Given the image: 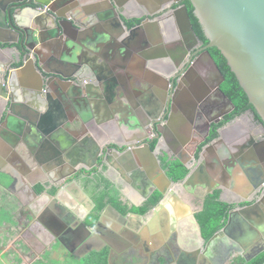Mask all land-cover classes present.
<instances>
[{
	"label": "flooded vegetation",
	"instance_id": "obj_1",
	"mask_svg": "<svg viewBox=\"0 0 264 264\" xmlns=\"http://www.w3.org/2000/svg\"><path fill=\"white\" fill-rule=\"evenodd\" d=\"M28 1L18 0L19 4L24 3L18 8L21 21H26L34 11V8L27 4ZM117 1L120 2L121 17L125 24L134 29L131 33L126 34L127 30L121 26L117 16L108 12L110 9L105 0H52L50 6L60 15H71L78 23L88 24L85 28L87 33L91 31L93 34H99L108 31L118 42L119 46L112 50L116 53L118 65L128 73L119 75L122 86L119 90L122 93H118L114 100L106 97L96 102H90V99L84 102L80 99L76 105L80 108L83 104L81 107L85 106V109L83 108L82 116L75 120L93 112V116L99 119L100 123L109 122L111 127V123L117 127H128L127 134L124 129L119 132L115 127L109 131L103 130L101 134L91 135L90 139L95 138L91 139L94 143L92 160L69 167L55 166L50 160L55 153L52 151L53 145L48 146L49 139L42 142V145L46 146L45 151H39V132L32 127L36 121L33 110L35 107L17 104L9 112L10 105L6 101L8 97L6 92L0 89V130L15 129L14 132L24 138V142L20 141L14 148H4L0 145V219L2 216H12L9 223L0 222V253L2 257L9 258L10 264H53L56 261L58 264H99L104 257L106 264H231L237 257L247 254L246 240L242 242L237 235V243L229 245V250L224 251L222 256H212V259L204 253L202 255L196 252L203 242L193 223V217L202 209L210 187L220 182L216 174L207 172L208 179L196 171L197 177L191 181H183L184 178L174 180L168 175L163 164L164 156L177 159L180 154L182 158L189 159L191 167L197 170L201 164L199 159L202 153H206L209 159H214L215 163L227 164L228 157L233 152L234 155L238 152V159L243 163L253 161L251 152L240 154L244 147L246 149L245 142L233 143V149L229 148V138L225 136L223 129L230 121L225 119L235 107H232L218 89L210 88L220 77L203 70L201 62L205 59L204 46L209 41L202 39L195 29L194 32L188 30L182 14L176 11L175 8L179 5L186 4L185 0H168L166 5L163 3L165 0ZM104 12H107V16L101 18ZM149 13H154L150 16L154 18L150 22ZM65 25L68 28L71 26L67 22ZM142 48L145 50V58L139 64L137 56L142 54ZM210 48L212 47L207 49L211 52ZM48 49L47 43L35 48L45 70L50 71ZM16 52L13 48L0 49V56L6 63L17 62L13 63V68H16L21 85H34L40 77L33 72L32 58L28 59L27 65L22 68L21 63H18L19 59L15 58ZM190 69L195 70V75L192 72L187 75ZM158 71L164 72V75L171 78V82L161 78L163 75H159ZM190 75L192 82L189 83L192 88L210 90L200 100L201 107L196 111L192 124L195 134L186 145L187 155H183L182 152L175 153L172 139H169L172 145L166 144L167 139L163 138L164 127H161L160 134L154 123L157 120L161 124L166 122L171 111L168 108L169 100L176 102L179 85ZM124 79L126 82L122 81ZM173 79L175 81L172 83ZM49 82L51 84L47 96H51L53 102H56L55 106L61 110L62 116L74 119L68 113L65 114L66 102H63L56 88L59 82L55 79ZM132 83L137 85L135 92H131ZM226 95L228 96L227 93ZM6 109L10 113L8 121H5ZM246 113L251 116V125H261L251 109L233 118ZM19 114L24 118L19 117ZM135 114L143 120L150 117L146 120L147 124L133 126L129 118ZM188 116L189 111L185 114V117ZM94 119H88V125L72 131L77 135L84 131L89 134L88 128H92ZM223 121L225 123L221 124ZM217 124H221L218 134L222 132V141L214 144L213 141L219 135L209 141L207 139ZM43 126L50 130V118ZM177 141L181 142L182 138H177ZM145 142L150 143L156 157L139 149ZM154 142L155 146L152 147ZM211 143L213 148L208 150L205 146ZM225 148L229 151L227 155L224 154ZM114 149L130 155L127 160L121 159V155ZM212 150L219 156L212 157ZM214 161L211 162V167ZM252 169L248 167L250 173L254 172ZM163 172L170 179V183L164 178ZM6 181L8 186L4 187L2 182ZM222 181L224 182V178ZM106 182L110 183V188ZM146 187L150 192L148 197L143 194ZM106 189H109L112 195L119 194L121 206L117 207L110 201L99 211L97 199ZM232 192H224L225 195L222 192L220 198L224 201H234L230 203H236L235 207L253 203L261 194V191L249 190L243 194ZM157 193L161 195L160 199L148 211L141 213L133 209L134 206H145ZM54 198L63 202L62 207L55 204ZM111 205L115 206L124 218L112 211L107 214L104 227L93 231L92 227L101 213ZM158 206L159 226L155 221L144 226L130 220L134 213L153 214V209ZM97 214L98 217H95ZM79 216L86 217L85 221L90 228L81 226L78 222ZM11 235L6 241L5 237ZM201 235L203 236L202 227ZM203 238L207 241L204 236ZM261 244L264 245V234L263 239L256 240L250 246ZM7 246L9 250L6 252ZM188 255L190 257H187Z\"/></svg>",
	"mask_w": 264,
	"mask_h": 264
},
{
	"label": "water",
	"instance_id": "obj_2",
	"mask_svg": "<svg viewBox=\"0 0 264 264\" xmlns=\"http://www.w3.org/2000/svg\"><path fill=\"white\" fill-rule=\"evenodd\" d=\"M51 1L52 0H29L27 4L30 8H34V11L30 13V17L26 19V21H21L18 16V8L22 7V4L24 3L19 4L18 0H0V49H15V51H17L14 54L15 58L19 59L18 63H21L22 68L27 65L28 59L32 58L33 72L40 77L34 85H21L18 82L16 68H13V63L15 61L6 63V61L2 60V57L0 56V89L3 92H6V96L8 97L6 101L9 102L10 105L9 112L13 106L17 104H20L23 107H30L29 105L35 107L33 110L35 111L34 116L36 121H34L35 123L32 124V127L33 130L35 128L39 132V137L37 139L38 143H41L38 147L40 153H43L46 148V146L42 145V142H46L49 139L50 143H48V146L50 147L53 145L52 151L55 153L50 160H57L59 163L64 164L63 166L69 167L76 163L87 162L93 159V140H95V138H91L93 139L91 140L89 137L94 134H101L107 125H109V122L107 124L105 122L100 123L99 119H96L93 116L94 113L89 112L88 116L82 117V119L70 121V125H73L74 123L78 124L80 122L81 125L78 129H81L82 126L88 125L86 124L88 119L95 118L91 125L92 128H88L89 134H87L86 138L77 141L74 137H68L63 134V125L67 122L64 120V116H62L61 110L55 106L56 102H53L51 96H47L51 84L49 81L55 79L59 82L60 97L63 102H66L65 104L68 108H72L74 104L84 97L87 101L90 99V102H96L98 99H104L106 97L110 100H114L117 98V94H121L122 91H116L118 83L114 78L110 79L109 76H104L98 71V69H94L84 77L80 75L72 76L62 73L58 74L51 70H45L35 48L37 46H42L45 43L50 46V42L54 40H56L54 42L59 44L65 37L68 38V44L72 41L84 43L87 33L85 28L88 26V24L78 23L71 15H60L56 13V11L50 6ZM106 1L110 9L108 12L117 16L121 26L125 31L127 30L126 34L131 33L134 29L128 27L125 24L124 19L121 17L120 2L117 0ZM166 1L168 0L163 1L164 5H166ZM190 2L194 6V14L202 24L204 34L209 40L208 44L204 46L206 49L204 52L205 59L201 62L203 70L220 77L216 84H211L210 88L218 89L232 104V107H235L232 100L221 88V84L225 80V75L222 73L211 52L207 49L215 46L227 59L231 71L236 75L241 87L249 98V102L252 103L255 110L260 115V126L264 130V0H190ZM175 9L182 14L188 30L194 32L187 5L182 4ZM153 15L154 13L148 14L149 22L153 21L154 18H150V16ZM105 16H107V12L102 13L101 18H104ZM65 22L71 25L70 28L65 25ZM95 40H102L104 42L106 40H111L110 43L113 45L111 49L119 46L116 39L108 31L97 34ZM143 48L140 49V51H142ZM58 50L59 49L56 48L50 50V55H56ZM33 54H35V57H33ZM143 54H145V50H143L142 55ZM68 59H71L76 63L77 57L70 56ZM74 65H77V63ZM191 72L195 75L194 69H190L187 72V75L191 74ZM191 77L192 75L187 76L183 83L179 85V88L176 91L178 94L176 102L169 100L168 108L171 111L166 122L161 124V122L157 120L154 123L156 130L160 134H162L161 127H164L163 138L164 140L167 139L166 144H169V139H172L175 153L178 152L179 154V152H182L181 154L183 155H187L188 153L186 151V145L192 139V137L189 136L190 129L194 122L196 111L201 107L200 100H202L210 90L209 88H205L204 91L195 87L192 88V84L189 83L192 82ZM161 78L171 82V80H169L171 78H168L167 75H163ZM174 81L175 79L172 80V83ZM200 90L202 92H200ZM2 91H0V93ZM121 98L123 97L121 96ZM1 105L2 103L0 101V106ZM188 111L189 116L185 117V114L186 112L188 113ZM9 112L8 110L5 112V121L9 120ZM22 116L23 115H20L19 117L24 118ZM86 117L88 118L86 119ZM49 118L50 132L43 126L45 122L49 121ZM148 118L150 117H145L143 120L139 115L135 114L130 116L129 120L132 121L133 126H141L144 123L147 124L146 120ZM157 122L159 124H157ZM230 122L231 120L226 124ZM180 123H182L188 130L184 135L178 133L177 127ZM14 130H6L7 132L5 130H0V136L4 137L8 144L13 148L18 145L20 141L24 140V138L22 139L19 134L14 132ZM178 137L182 138V141L179 143L177 141ZM221 141L222 132L213 143L215 144ZM213 143H211V145L208 144L205 147L209 150L211 147L213 148ZM172 144L170 143V145ZM139 149L144 151L147 155L156 157V153L151 148L149 142H145L144 146H140ZM114 150L121 155V159L126 158L124 160H127V156L130 155V153H123L118 149ZM205 157L206 153H202L199 159L201 164L198 166L199 169L196 170V168L193 169L191 167L189 159L182 158L179 154L178 158L189 168V172L183 181H191L195 179L197 177L196 171H199L202 176L209 179V176L206 175ZM202 159L204 162H201ZM66 163H68V165H65ZM232 163L233 161L231 160V164ZM224 173L225 177L229 174H226V172ZM163 176L168 183H170V179L164 172ZM263 183L264 179L259 180L255 183L253 190L255 192L261 191L260 196L253 203L239 205L232 208L229 211L225 225L216 231L207 241H205L201 235L200 223L195 216L193 217V223L195 224L203 242L200 249L196 251L197 253H204L212 259H214L212 256L217 258L220 255L222 256L224 251L229 250V245L236 244V241L240 238L242 242L246 240L247 243V254H243L245 260L248 261L252 259L264 250L263 244L259 246H250L253 245L256 240L260 241L261 238L263 239L264 189L261 190L264 186ZM2 185L7 187L8 182H2ZM213 191L214 187H210L208 193H212ZM143 194L146 197L149 196L150 192L147 187L144 189ZM225 201L234 202L230 200ZM54 202L59 207H62L63 205V202L58 198H54ZM159 208L160 206L154 208L153 211L158 213ZM112 211L117 215L120 214L115 206H109L99 216L95 225L92 227L94 228L93 231L97 228L101 229L104 227L106 216ZM120 215L124 218L122 214ZM134 216L142 218L143 221L140 223L144 225L143 223L149 215L134 213ZM78 218V222H80L82 227L87 229L90 228L85 221L86 217L79 216ZM236 235L239 239L236 238ZM187 257H190V255Z\"/></svg>",
	"mask_w": 264,
	"mask_h": 264
},
{
	"label": "crops",
	"instance_id": "obj_3",
	"mask_svg": "<svg viewBox=\"0 0 264 264\" xmlns=\"http://www.w3.org/2000/svg\"><path fill=\"white\" fill-rule=\"evenodd\" d=\"M96 36L97 34H93L90 31L86 33L84 43H78L76 41H72L70 44H68L67 37L63 38L59 44H57V42H52L51 46H49V49H48L50 70L58 74L62 73L65 75H72V76L80 75L84 77L88 75L90 72H92L94 69H98V71H100L101 74H103L104 76L105 75L107 77L109 76L110 79L114 78V80L118 83L116 87V91L118 92L119 88L122 87L120 85L121 78L119 75H128V73L126 70L122 69L116 62V55H115L116 53H114L113 50L111 49V47H113V45H111L110 43L111 40H106L105 42L102 40H95ZM54 48L59 49L58 53H56V55H50V50ZM7 55H10V54H7ZM70 56L77 57V60H76L77 65H74L76 63L73 60L68 59ZM13 57L14 56L12 55V58ZM137 58H138L139 64H141L142 61L144 60L143 58L145 57L139 53ZM158 72H157L158 74H162V75L165 74L164 72H160V71ZM122 81L126 82V79ZM56 88H58L59 90V84H57ZM136 88H137V85L135 83L134 84L132 83L131 92L136 90ZM82 100L84 102L86 100L87 102V99H85V97ZM76 104H74L72 108H68L66 104L64 105L65 114L68 113L71 116V118H74L72 120H75V118H79L80 116H82V112L85 109V106L81 107L83 106V104L80 106V108H78L79 105L77 106ZM86 116H88V114ZM64 117H65L64 120L67 123H64L63 125V131H62L63 134H65L68 137H74L75 139H77V141H81L82 138L87 137L86 135L87 133H85V131L84 133H81V135H77L74 131H72L73 129L80 128V125H81L80 122L78 123L79 125L77 123L70 125V121L72 120L66 118L65 115ZM249 122H251V116H249L248 113L242 114L240 116H236L235 118L231 119V122L228 123L224 127L223 130H225V133H224L225 136L229 138V141H227L228 143H230L229 148L233 149L231 145L233 143L239 144L242 141L243 143L245 142L247 144L246 149L244 147L243 151H241L240 154L251 152L253 154V161H248V163H243L241 159H238V152L237 153L235 152L236 155H234V152L232 153V155L230 154V156L228 157L227 164L223 162L215 163L214 159L212 158L209 159L208 156L206 155L205 157L206 173L209 172L212 174H216L217 180L218 179L220 180V182L217 181L218 183L213 186L214 191L216 189H219L221 190V193L223 192V194L224 192L228 194L232 191L237 194L238 193L243 194V192H245L246 190L253 192L255 183H257L259 180L264 179V130L260 125L258 124L251 125ZM111 124H113V126L111 127L107 125V127L105 128V131H109L111 130V128L114 129L116 127L118 131L124 129V133L127 134L129 132V129L126 126L117 127V125H115L114 123H111ZM188 125H189V121H188ZM177 130L179 134H183V135L185 132L188 131L183 126L182 123L178 125ZM194 134H195V131L193 130V127L191 126L189 136L193 137ZM249 139L251 140L248 141ZM0 145L3 146L4 148L5 147L11 148L10 144H8V142L4 139V137H1V136H0ZM210 153L212 157H215L217 155L219 156V154L215 155V152L213 150L212 152L210 151ZM228 153L229 151L225 148L224 154L227 155ZM234 159H235V163H234ZM231 160L233 161L232 164H231ZM213 161H214V164H213V167H211L210 164ZM51 163L59 167L64 165V164L59 163L57 160H53L51 161ZM66 165H68V163H66ZM248 167L253 168L252 170L254 172L250 173V171L248 170ZM224 172H226V174L229 173L227 177H225ZM223 178H224V182L222 181ZM159 214H160L159 210H158V213L154 212L153 214H150L146 218V221H144L143 223L144 226H146L147 224H150L152 221H155L156 224H158L157 226H159V220H160ZM130 220L135 221L136 223H140L143 221L142 218H139L134 215L132 216V218H130Z\"/></svg>",
	"mask_w": 264,
	"mask_h": 264
},
{
	"label": "trees",
	"instance_id": "obj_4",
	"mask_svg": "<svg viewBox=\"0 0 264 264\" xmlns=\"http://www.w3.org/2000/svg\"><path fill=\"white\" fill-rule=\"evenodd\" d=\"M185 3L188 7L191 21L196 33L202 39L209 41L204 34L202 24L194 14V6L190 2V0H185ZM210 49L218 66L220 67L222 73L226 77V80L222 88L235 104V110L230 115H228V117L225 120H231L235 115L239 113L241 114L247 111L248 109H251L255 113L256 118L261 121L260 115L257 113L252 103L249 102V98L247 94L245 93L244 89L241 87L234 72L231 71V68L227 63V59L225 58V56L215 46ZM223 123H225V121H223L221 124ZM221 124H217L215 126L207 141L219 135L218 128L220 127ZM154 146H155V142L152 144V147ZM163 164L168 175L171 176L174 180H182L189 172V168L178 158L170 159L167 156H164ZM106 184L110 188V183L106 182ZM220 195H221V190L219 189H216L212 193L207 194L203 201L202 209L196 213V218L202 227V233L203 236L206 238V240H208L216 231H218L220 228H222L225 225L229 211L232 208H234L236 205V203H230L222 200L220 198ZM160 196L161 195L157 193L150 200L147 201L145 206L142 207L134 206L133 209L135 211L145 213L150 209L151 206H154L159 201ZM118 197L119 194L116 193L112 195L111 191L109 189H106V192L103 193L100 196V198L97 199L98 210L99 211L102 210L105 207V205L110 201L113 202L115 206L120 207L121 201L119 200ZM95 217H98V214ZM3 221H7L9 223L10 221H12V216L11 215L8 217L2 216L0 222ZM10 237H12V235L5 237V240L7 241L8 239H10ZM106 263L107 260L105 257L102 258L99 262V264H106ZM262 263H264V250L248 261L245 260L244 257H237L231 264H262Z\"/></svg>",
	"mask_w": 264,
	"mask_h": 264
},
{
	"label": "rangeland",
	"instance_id": "obj_5",
	"mask_svg": "<svg viewBox=\"0 0 264 264\" xmlns=\"http://www.w3.org/2000/svg\"><path fill=\"white\" fill-rule=\"evenodd\" d=\"M0 237H2V235H0ZM8 250H9V247L7 246L5 251L7 252ZM0 264H10L9 258H6L5 256L2 257V253H0ZM23 264H26V262H24ZM53 264H58V262L56 261Z\"/></svg>",
	"mask_w": 264,
	"mask_h": 264
}]
</instances>
